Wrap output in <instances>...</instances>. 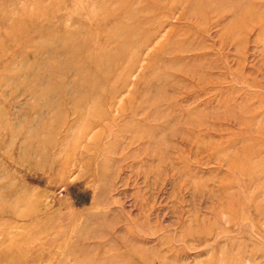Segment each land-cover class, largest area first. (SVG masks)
<instances>
[{
	"label": "rangeland",
	"instance_id": "1",
	"mask_svg": "<svg viewBox=\"0 0 264 264\" xmlns=\"http://www.w3.org/2000/svg\"><path fill=\"white\" fill-rule=\"evenodd\" d=\"M0 264H264V0H0Z\"/></svg>",
	"mask_w": 264,
	"mask_h": 264
}]
</instances>
